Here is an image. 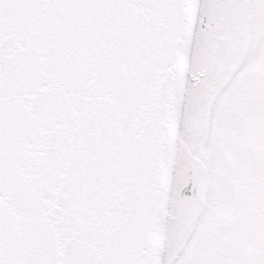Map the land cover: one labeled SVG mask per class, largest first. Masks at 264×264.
<instances>
[{
  "label": "snow or ice",
  "instance_id": "1",
  "mask_svg": "<svg viewBox=\"0 0 264 264\" xmlns=\"http://www.w3.org/2000/svg\"><path fill=\"white\" fill-rule=\"evenodd\" d=\"M0 264H264V0H0Z\"/></svg>",
  "mask_w": 264,
  "mask_h": 264
}]
</instances>
